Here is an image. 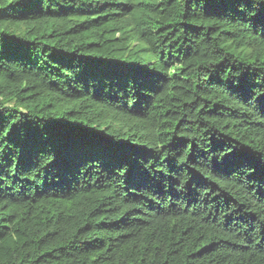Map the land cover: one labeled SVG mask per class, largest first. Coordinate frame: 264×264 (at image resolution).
I'll list each match as a JSON object with an SVG mask.
<instances>
[{
    "label": "trees",
    "instance_id": "16d2710c",
    "mask_svg": "<svg viewBox=\"0 0 264 264\" xmlns=\"http://www.w3.org/2000/svg\"><path fill=\"white\" fill-rule=\"evenodd\" d=\"M0 264H264V0H0Z\"/></svg>",
    "mask_w": 264,
    "mask_h": 264
}]
</instances>
